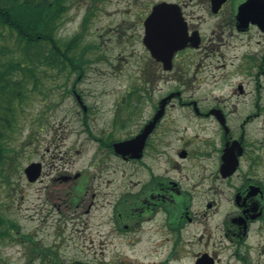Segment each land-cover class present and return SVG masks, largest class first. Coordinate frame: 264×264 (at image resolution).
Wrapping results in <instances>:
<instances>
[{
    "label": "rangeland",
    "instance_id": "obj_1",
    "mask_svg": "<svg viewBox=\"0 0 264 264\" xmlns=\"http://www.w3.org/2000/svg\"><path fill=\"white\" fill-rule=\"evenodd\" d=\"M152 1L155 0H99L95 3L72 0L61 20L58 36L67 41L80 33L83 18L87 17L78 43L79 49L93 46L85 54L90 62L82 76L73 75L71 83L82 103L90 109L86 119L92 135L105 144L113 138L129 136L128 129L115 127L114 113L117 100L126 90L145 81L146 52L141 43L143 31L137 25L141 19L136 15L141 12L144 16ZM133 23L135 27L128 28ZM134 33L140 34L132 38ZM205 34L214 39L210 30L205 29ZM234 38L221 37L222 42L231 43L237 49L231 52L227 49L223 59L217 57L219 61L213 58L207 64L206 58L200 59L204 54L182 56L179 76L181 73L186 83L181 87L184 93L199 100L221 96L227 102L230 99L232 105L238 101L240 105H247L252 113L256 110L253 104L255 87L253 82L246 81L248 72L239 67V60L234 57L243 53L245 40ZM198 63L205 68L196 71ZM263 78L258 81L260 84L264 83ZM61 82L54 80L49 91L46 88L45 98L33 94L23 106L13 142L17 145V169L10 179L11 185L0 189V215L16 224L18 230L13 238L0 242V260L4 264H52L51 260H55L49 253H53L65 264L72 261L83 264L162 263L165 247L157 241L160 236L150 234L146 223L138 232L122 229L123 224L131 225L128 221L119 223L121 227L117 225L115 207L130 196L132 167L117 160L109 148L103 147L101 139L98 143L90 138L82 126L84 114L74 97H61L63 89L58 86ZM238 83L245 86L247 95L245 91L243 94L235 91ZM261 104H264V93ZM261 120L258 117L246 127L250 140L259 136ZM114 130L116 133L112 137ZM32 162L42 164V176L40 182L29 184L23 168ZM66 176H71V180L63 179ZM141 176H144L143 171ZM210 186L216 189V194L201 195L194 202L193 211H202L208 202L216 204V214L208 222L214 231L210 244L217 254L216 264H236L228 251H221L220 243L224 242L219 228H214L233 211V191L220 179L210 181ZM151 231L161 234L157 229ZM192 232L196 230L184 235L194 246L191 243L185 250L201 251L202 245L190 238ZM257 242V238L252 240L254 249L249 254L252 264L264 261ZM189 261L184 259L181 264H190Z\"/></svg>",
    "mask_w": 264,
    "mask_h": 264
},
{
    "label": "flooded vegetation",
    "instance_id": "obj_2",
    "mask_svg": "<svg viewBox=\"0 0 264 264\" xmlns=\"http://www.w3.org/2000/svg\"><path fill=\"white\" fill-rule=\"evenodd\" d=\"M160 9L161 12L155 14ZM143 14L136 15L141 19L136 22L143 31L141 43L146 34L165 37L163 28L168 29V36L179 34V40L177 48H170L167 43L172 50L167 48L159 53H154V41L144 46L145 81L126 90L117 100L114 113L115 127L128 129L129 136L113 138L115 141L105 144L92 135L87 125L88 107L82 119L84 130L95 142L101 139L103 147L112 148L114 142L129 139L135 149L140 148L138 156H133V152L124 157L110 152L132 167L130 196L127 201L124 199L123 206L119 202L115 207L117 225L128 221L131 225L123 224L122 229L138 232L146 223L150 234L160 236L157 241L165 247L160 264H181L184 259H189L190 264H204L201 259L206 262L210 259L208 262L216 264L217 254L210 244L214 231L208 222L213 220L218 207L208 202L202 211H193V204L201 195L216 194L210 181L220 179L233 191V211L219 227H214L219 228L224 242L220 243L221 251H228L236 264H252L249 254L254 249V238L264 258V104H261L264 83L258 82L264 77V0H223L222 3L218 0H155ZM205 29L210 30L214 39L205 34ZM224 35L245 40L243 53L234 57L239 60V67L248 72L246 81L253 82L255 87L256 110L252 113L247 105H240L238 101L232 105L230 99L227 102L221 96L199 100L184 93L181 87L186 83L181 73L179 76L181 57L204 54L200 59L206 58L207 64L213 58L223 59L227 49L229 52L237 49L231 43L222 42ZM202 68H205L202 64H196V71ZM235 87L239 94L246 90L241 83ZM258 117L262 118L260 134L250 140L246 127ZM115 133L114 130L112 137ZM143 133L146 134L142 138ZM224 149L236 157L235 172L225 178L219 173ZM71 178L63 179L70 181ZM122 209L129 211L128 216L122 218ZM155 229L161 234L151 231ZM195 230L190 238L202 245V250L190 252L185 246L191 243L194 246V243L185 240L184 234Z\"/></svg>",
    "mask_w": 264,
    "mask_h": 264
},
{
    "label": "trees",
    "instance_id": "obj_3",
    "mask_svg": "<svg viewBox=\"0 0 264 264\" xmlns=\"http://www.w3.org/2000/svg\"><path fill=\"white\" fill-rule=\"evenodd\" d=\"M70 2L72 0H0V189L11 185L10 179L17 169V145L13 142L25 103L33 94L45 98L54 80L62 81L58 86L67 90L73 75L83 74L90 62L85 54L93 46L79 49L78 43L87 25L86 16L81 34L67 41L58 36ZM17 230L16 224L0 215V242L13 238ZM49 255L55 260H51L52 264H65L55 254ZM0 264L4 262L0 260Z\"/></svg>",
    "mask_w": 264,
    "mask_h": 264
},
{
    "label": "water",
    "instance_id": "obj_4",
    "mask_svg": "<svg viewBox=\"0 0 264 264\" xmlns=\"http://www.w3.org/2000/svg\"><path fill=\"white\" fill-rule=\"evenodd\" d=\"M219 2H223V0H218ZM219 6V4H218ZM161 12L160 11L156 12L155 14H158ZM160 25L162 26V22H160ZM160 26V27H161ZM159 27V28H160ZM168 29L167 28H163V32L162 34H165V37L163 36H151L146 34V36L144 37V45L148 46V44L151 41H154V53H159L164 49H167L168 47L166 46L167 43H169L170 48H177L178 45V40H179V34H175L174 36H168ZM172 45H174V47H172ZM169 49V48H168ZM172 50V49H169ZM169 56H172V54L169 53ZM77 99L79 100V97L77 96ZM146 133H143L141 135L145 136ZM143 138V137H142ZM114 151L117 154H120L122 156H127V155H131V153L133 152L135 155L133 156H138L136 155V153H138L140 151V148L135 149L133 147V143L131 140H127L125 142H120L114 145ZM236 167V163H235V158L232 157L230 154H228L227 150L224 151V154L222 156V165L220 167V174L223 177H226L228 175H230L231 173H233L234 169ZM23 173L27 179V181L29 183H33L35 182L38 177L40 176L41 173V164L40 163H31L29 164L27 167L24 168ZM202 261H206L205 259H201Z\"/></svg>",
    "mask_w": 264,
    "mask_h": 264
}]
</instances>
